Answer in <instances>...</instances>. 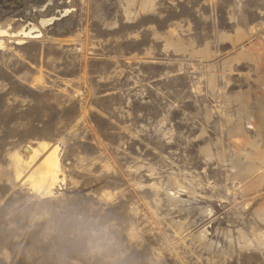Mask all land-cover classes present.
Listing matches in <instances>:
<instances>
[{
    "label": "rangeland",
    "instance_id": "1",
    "mask_svg": "<svg viewBox=\"0 0 264 264\" xmlns=\"http://www.w3.org/2000/svg\"><path fill=\"white\" fill-rule=\"evenodd\" d=\"M0 42V264H264V0H0Z\"/></svg>",
    "mask_w": 264,
    "mask_h": 264
},
{
    "label": "bare ground",
    "instance_id": "2",
    "mask_svg": "<svg viewBox=\"0 0 264 264\" xmlns=\"http://www.w3.org/2000/svg\"><path fill=\"white\" fill-rule=\"evenodd\" d=\"M50 21H53V19H50ZM40 23L44 24L45 21L44 22L42 21ZM31 30H32V28L28 29V31H24L21 29V33L24 37H26V36H31V37L37 36V35H34V33L32 35ZM39 31L41 32V30H39ZM1 33H6V31L2 30ZM1 36H3V35H1ZM19 41H20V39H19ZM19 41H16V42H19ZM0 44H1V42H0ZM46 148H47V144H41L40 148L25 146L23 148V150H24V152L28 153V158H27V160H25L26 161V163L24 165L25 168H28L31 164L35 163L37 161L39 154L42 151H44ZM21 168H22V162L20 160V156L17 155V156H15V170H16V178L17 179H19V177L22 175L21 174L22 173ZM60 171H61V162H60L59 154L57 152V146H55V147L51 148L50 150H48L36 162V164L32 167L31 171L28 172L27 175L24 177V181L29 185L31 191L34 192L35 194L41 196L42 198L50 197L53 195V190H54L56 183H57V180L59 178L58 174Z\"/></svg>",
    "mask_w": 264,
    "mask_h": 264
}]
</instances>
